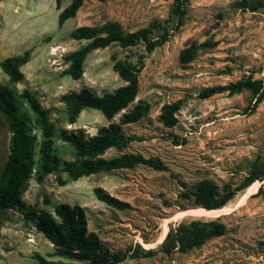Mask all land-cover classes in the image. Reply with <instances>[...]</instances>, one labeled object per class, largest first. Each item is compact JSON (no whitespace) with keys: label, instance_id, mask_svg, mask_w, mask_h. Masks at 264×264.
I'll return each instance as SVG.
<instances>
[{"label":"rangeland","instance_id":"obj_1","mask_svg":"<svg viewBox=\"0 0 264 264\" xmlns=\"http://www.w3.org/2000/svg\"><path fill=\"white\" fill-rule=\"evenodd\" d=\"M183 1L186 14L180 24L174 12L177 0H84L76 16L61 27L58 16L68 0H63L60 8L57 0H0V84L14 91L20 109L31 117L37 137L36 168L25 183L23 198L49 211L59 203L81 206L89 230L98 233L106 247L137 253L119 264H264V180L261 194H251L235 208L245 189L225 205L235 208L220 216L227 226L225 234L170 255L158 242L165 218L200 207L194 205L193 197L185 196V185L210 178L238 186L251 163L264 157V98L256 101L247 89L209 98L200 95L206 87L228 85L244 77L264 79V4L251 10L239 5L240 0ZM110 21L120 23L126 32L148 28L159 44L147 51L143 42L132 47L113 43L88 55L80 78L65 74L69 66L66 56L88 42L72 38V30ZM189 47L194 52L191 60L184 62L181 55ZM25 51L30 57L20 67L24 78L12 82L2 63ZM118 60L139 67V92L130 107L143 100L149 111L138 122L123 125L126 134L134 138L128 146L111 148L104 156L136 152L160 159L165 168L137 165L102 170L74 181H66L60 171L43 174L39 153L43 134L25 91L49 111L56 131L54 151L62 160H72L75 150L61 138L62 129L92 136L101 126L119 122L124 110L109 120L101 111L86 108L71 123L62 97L83 87L101 95L125 85L114 69ZM173 104L179 107L177 122L166 126L160 117ZM10 138L0 114V173L8 158ZM97 187L130 206L118 209L98 200ZM195 218L210 220L195 216L174 219L167 224L168 231L171 225L178 227ZM148 249L153 254H144ZM54 251L53 243L20 212L4 210L0 264H34L36 254L71 263L53 255Z\"/></svg>","mask_w":264,"mask_h":264},{"label":"trees","instance_id":"obj_2","mask_svg":"<svg viewBox=\"0 0 264 264\" xmlns=\"http://www.w3.org/2000/svg\"><path fill=\"white\" fill-rule=\"evenodd\" d=\"M62 1L57 0L59 8ZM68 1L69 4L61 10L58 16V24L61 27L66 21L76 16L84 0ZM177 2L174 12L177 23L180 24L186 14V7L183 0H177ZM238 4L256 10L264 4V0H240ZM70 35L76 40L88 41L66 56L69 66L65 74L75 79L81 77L88 55L98 48H105L113 43H118L122 47H132L143 42L147 51H152L159 44V41L152 38L150 29L126 32L122 25L115 21L106 22L103 25L79 26L72 30ZM193 52L192 47L184 50L181 55L182 61H190ZM29 57L30 52L25 51L23 55L9 57L2 63L3 70L10 76L12 82L23 80L24 74L20 67L29 60ZM114 69L126 81L125 85L101 95L94 93L88 87H83L79 91L66 93L62 97L68 120L71 123L76 122L82 110L86 108L101 111L109 120L124 110L119 122L101 126L92 136L75 135L62 129L61 138L69 142L75 150V158L72 160H62L54 151L56 131L54 123L50 120L49 111L35 101L28 91H25L24 97L31 103L36 113V121L43 134L39 149L40 170L43 174L60 171L65 173L66 181H74L102 170L133 168L137 165H147L159 170L165 168L160 159L146 157L136 152H123L109 158L104 156L111 148L123 149L128 146L134 138L126 134L123 125L138 122L149 111L148 103L143 100H139L133 107H130L139 92V67L118 60L114 64ZM243 89L251 91L257 98L256 101L259 102L264 98V79H254L248 76L228 85L206 87L200 95L202 98H209L224 91L235 93ZM254 107L255 105L251 109L254 110ZM166 108L167 112L160 117V120L166 126H174L177 122L175 112L179 107L173 104ZM0 114L7 122L11 133L8 158L0 173V220L4 210L13 209L20 212L26 222L35 226L53 243L55 248L53 255L71 260V263L61 262L36 254L37 262L34 264H74L75 262L119 264L128 257L137 256V253L134 254L132 251H111L106 247L98 233L89 230L86 213L79 205L59 203L53 206V211H49L25 201L23 198L25 183L36 168L37 137L33 133L31 117L20 109L14 91L3 84H0ZM257 180H264V157L262 156H258L251 163L249 172L238 186L220 184L214 179L204 178L192 186L185 185L184 194L186 197L194 198L195 206L208 209L222 208L239 192L247 189ZM262 192L263 185L252 197ZM95 194L98 200L115 208L125 209L130 206L129 203L114 197L102 187L95 188ZM226 231L227 226L220 221V217L210 220L195 218L182 221L178 227L170 226L160 248L169 255L177 250L188 251L201 246L210 238L225 234ZM144 254L151 255L153 251L148 249L144 251Z\"/></svg>","mask_w":264,"mask_h":264},{"label":"bare ground","instance_id":"obj_3","mask_svg":"<svg viewBox=\"0 0 264 264\" xmlns=\"http://www.w3.org/2000/svg\"><path fill=\"white\" fill-rule=\"evenodd\" d=\"M263 183V181L257 180L254 183H252L248 188H247V192L241 197L240 201L238 202L237 207H239L240 205L244 204L245 201L248 199V197L251 194H254L258 191L259 187L261 186V184ZM235 208H230L228 206H224L222 208H216V209H208L205 207H195V208H189V209H184V210H179L177 213H175L172 217L170 218H165L164 219V231L161 235V237L159 238L158 242L162 243L163 240L165 239L167 233H168V226L167 224L174 219H178V218H184L187 216H195V217H202V218H217L222 216L224 213H228L231 211V209H235ZM143 244L145 245H151V244H146L143 241Z\"/></svg>","mask_w":264,"mask_h":264}]
</instances>
